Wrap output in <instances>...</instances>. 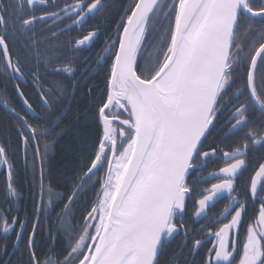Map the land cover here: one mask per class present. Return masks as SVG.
I'll use <instances>...</instances> for the list:
<instances>
[{"label": "snow or ice", "instance_id": "6c2138e0", "mask_svg": "<svg viewBox=\"0 0 264 264\" xmlns=\"http://www.w3.org/2000/svg\"><path fill=\"white\" fill-rule=\"evenodd\" d=\"M63 4L0 0V76L15 82L19 104L17 108L0 91V104L12 122L0 130V167L7 170L0 194L9 205H0V230L13 233L11 244L5 236L0 251L9 256L19 252L16 264H161L177 234L183 231L189 237L183 216L188 198L196 194L200 198L194 202V215L209 219L196 231L204 234L208 228L206 235L214 237L199 264H234L238 247L239 264H264V163L254 170L246 190L237 187L247 154L264 148V0H134L117 25L115 39L109 37L112 42L83 70L76 63L78 54L93 45L99 28L67 44L57 33L82 26L106 9L107 0ZM65 19L72 24L61 30L57 22ZM38 25L47 27L37 31ZM108 57L112 59L99 102L96 89L88 88V106L74 117L86 120V113L95 109L92 118L100 135L86 157L90 166L73 176L70 195L54 191L51 184L45 192L47 151L41 142L54 143L65 135L68 125L61 124L74 98L72 89L85 84L84 73L89 68L99 71ZM25 79L32 83V96L19 83ZM257 112L259 117L253 118ZM240 132L242 143L230 151L206 144L210 137L228 139ZM213 158L224 166L201 175ZM20 159L22 179L32 172L34 181L37 167L40 172V199L33 201L31 221L27 214L24 219L8 218L20 197ZM213 178L218 182L200 187ZM90 182L95 200L73 228L68 218ZM222 199L227 205L221 215L231 218L213 232L206 210ZM257 201L254 223L248 224L241 241L248 207ZM58 204L61 223L53 234L52 223L43 221ZM61 230L67 232V247L57 252ZM185 247L187 256L183 250L173 252L164 264H197L204 241L194 239Z\"/></svg>", "mask_w": 264, "mask_h": 264}, {"label": "trees", "instance_id": "16d2710c", "mask_svg": "<svg viewBox=\"0 0 264 264\" xmlns=\"http://www.w3.org/2000/svg\"><path fill=\"white\" fill-rule=\"evenodd\" d=\"M134 5V0H107V7L101 13L96 14L94 17L89 19L84 24L85 31H91L94 28H99V36L95 39L92 46L86 48L82 53L78 54V58L76 63L79 65L81 70L88 64H90L91 60L96 56V54L103 49V47H107L112 41L109 39H115L117 35V25L121 22V18L125 16L126 10L130 8V6ZM42 27H47V25H38L37 31H39ZM60 29V28H59ZM122 31V28L119 29ZM82 32V30H80ZM76 30L72 32V34H78ZM72 34L59 31L57 33L58 39L65 44H67L68 40L72 37ZM82 37V36H81ZM105 38L106 44L103 46V39ZM118 43L116 44L117 47ZM151 51V49H149ZM111 57L107 58V62L103 65V67L99 71H95L93 68H89L84 75L87 77L86 83L78 86L75 89H72L73 99L68 102V111L67 115L63 119V123L61 127L64 125H68V131L61 138L55 140L54 143H48L47 141L41 142L42 151H47V157L45 161V176L43 179V185L45 192L49 184L53 187L54 191L68 195L71 194V189L74 187L73 184V176L80 174L82 175V169L86 171V166H90V160L86 159V157L92 155V148L98 144V137L100 135V131L97 128L96 121L92 118V113L95 109H90L86 113V120L82 119L80 121H74V117L78 113H84L85 108L88 106L87 99V90L88 88H95V99L97 103L99 102L100 96L99 93L105 90V81L107 70L111 64ZM141 65L143 66V61H141ZM77 77L80 75V72H77ZM13 81H9L7 78L0 76V90L6 91V95L10 100H12L17 108H19V104L15 103V87ZM68 84L71 85V80L68 81ZM23 90L28 93L29 96H32V83L30 80L25 79V81L21 84ZM5 110L0 106V130H3L6 124L12 123L11 121H7L5 116ZM227 111L222 113L223 119H227ZM259 114V113H258ZM223 122V120H222ZM221 136L210 137L209 141L206 142L217 145L218 140ZM12 141L15 144L16 138L13 135ZM222 143L226 144L223 139ZM47 143V148L45 149V144ZM18 167L21 171L17 173V187L20 189V197L12 206L11 210L14 212V216L19 215L21 219H24L26 214L29 221L33 218V201H39L40 199V172L39 167H37L35 171V180L33 181V173H27V179H22L25 173L22 171L24 164L23 160L20 159L18 161ZM103 175V172L100 173ZM4 180L0 178V188H2V183ZM89 191L86 193H81V195L77 198L76 204L73 205V213L74 215L68 218V225L71 227H76L78 224L82 223L81 213L86 215L85 208L90 209L93 201L95 200V189L91 188V182L89 184ZM35 194V195H34ZM63 199L66 201V195L63 196ZM45 203H47V196L44 197ZM0 205L4 208H8L9 205L4 202V198L2 194H0ZM62 204H58L55 210H50L49 219L47 221H43V223H52V231L53 234L57 232V228L60 225V218L58 213L61 211ZM67 232L60 231L59 236L57 237V242L54 247L57 252H59L62 248L67 247L66 240ZM4 240H0V249L4 247ZM8 244H11V239L7 240ZM52 241L49 238L48 244H51ZM8 252H11V247L9 246L7 249ZM47 252V246L44 247L41 252V258H44V254ZM66 255V253H64ZM20 258V253L17 252L15 256L4 255L2 251H0V264L4 261L11 260L12 264H16V261Z\"/></svg>", "mask_w": 264, "mask_h": 264}, {"label": "flooded vegetation", "instance_id": "af4514ba", "mask_svg": "<svg viewBox=\"0 0 264 264\" xmlns=\"http://www.w3.org/2000/svg\"><path fill=\"white\" fill-rule=\"evenodd\" d=\"M57 2L60 4V7L64 6L63 0H57ZM67 3H69V4L74 3V0H67ZM37 14L39 15V13H37ZM92 17H94V16H92ZM92 17H89L86 21H88ZM63 21L67 24V26L72 24V20H70V19H65ZM85 22L83 23L82 26L81 25L73 26L69 30L70 34H72V32L75 30L77 32H80V30H82V32H80L78 34H72V36L76 35L77 37H81L83 35H86L87 31H85L84 27H83ZM105 44H106V40L104 38L103 39V46H105ZM96 57H97V54L93 58L92 62L95 60ZM19 83L22 84L21 82H19ZM228 114L229 113H227V116H228ZM258 117H259V114L257 112L254 114L253 118H258ZM221 124H223L222 121H221ZM246 131H248V129H244V132H246ZM244 132H240L236 135H232L228 139H224L221 135V137L218 140V144L216 146H218L223 151H230L232 148H234L236 146L237 142L242 143V141H240V137L243 136ZM222 139L225 142L227 141L226 144L221 142ZM246 158H247V167L242 172V174L239 176V178L237 180V187H238L239 191H244L249 187L250 176L252 174H254V170L256 168H258L260 163H264V148H260L259 146H257V148L255 150H253L247 154ZM222 166H224V165H223V162L221 160L213 158L212 162L209 163L208 168L205 171H203L201 173V175L207 176L209 172L218 171L219 168ZM6 171H7L6 168H0V174L5 173ZM216 182H218V181L213 178V179H210V180L202 183L200 185V187L208 188L211 186L212 183H216ZM249 197H250V193H249ZM199 198L200 197L198 195L193 194L187 200V211H186L185 215L183 216V221L186 224L187 228L190 230L189 231V237L187 239H185L183 231H181L179 234H177L175 239L172 241L171 247L168 249V251L164 255H162L160 257L161 264H164V261L166 259H168L169 257H171L173 252L179 253L181 250H183L185 253V256H187V254H188L187 253V247H185V245L190 247L191 244L193 243L194 239H202L204 241V247H202L199 250L200 255H197L195 257L197 264H199L201 256L206 255L207 254V248L212 246L211 241L214 240V237L206 235V233L208 232V228L204 229V234H200L196 231L197 229H199L201 227V225H205V224L209 223V219H206L204 217H197L194 215V213H195V203L194 202L196 199H199ZM226 205H227V201L222 199V200L217 201L214 204V206H211L209 209L206 210L207 217L210 218L212 223L214 224V226L212 227L213 232L215 230H217L219 227H221L223 223H227L231 218L230 216H228L227 219H225L221 215L223 213V209H224V207H226ZM3 206H5V205H3ZM258 208H259V202L258 201L251 204L248 207L247 213H246L245 218H244V223L240 229L241 241L243 240V237L246 233V229H247L248 224L254 223L253 216L256 212H258ZM5 209H7V208H5ZM12 216H14V212H12V210H11L9 217H8L9 220L11 219ZM217 218H219L220 223L215 222L217 220ZM29 227H30V225H29ZM232 234H233V236L235 235V229L233 230ZM5 236H7L8 239H12L13 233L9 232L8 234H5L2 232V230H0V240H4ZM241 251H242V247H238L236 250L234 264H239V253ZM183 258H185V257H181V259H183ZM172 264H175V261H172Z\"/></svg>", "mask_w": 264, "mask_h": 264}, {"label": "bare ground", "instance_id": "6f19581e", "mask_svg": "<svg viewBox=\"0 0 264 264\" xmlns=\"http://www.w3.org/2000/svg\"><path fill=\"white\" fill-rule=\"evenodd\" d=\"M126 13V12H125ZM58 23V27L61 29V30H63V29H65V27L67 26V24L63 21V22H57ZM62 32H66V33H69L70 34V31L69 30H67V31H62ZM73 38V37H72ZM117 47H118V45H117ZM93 60V59H92ZM92 60H91V62H92ZM90 62V63H91ZM105 64V63H104ZM1 91V90H0ZM0 106L2 107V104H0ZM3 108V107H2ZM4 109V108H3ZM5 111H6V109H4ZM29 116H31V114H29ZM0 168H3V167H0ZM0 178H3L4 180H2L3 181V183H2V186L5 184V182H6V179H7V171L5 172V173H2V174H0Z\"/></svg>", "mask_w": 264, "mask_h": 264}, {"label": "water", "instance_id": "95a60500", "mask_svg": "<svg viewBox=\"0 0 264 264\" xmlns=\"http://www.w3.org/2000/svg\"><path fill=\"white\" fill-rule=\"evenodd\" d=\"M19 82L23 83V82H24V80H22V81H19ZM29 114H31V113H29Z\"/></svg>", "mask_w": 264, "mask_h": 264}]
</instances>
